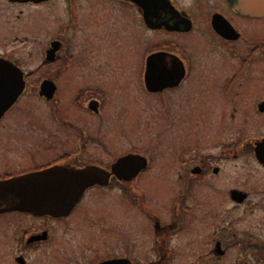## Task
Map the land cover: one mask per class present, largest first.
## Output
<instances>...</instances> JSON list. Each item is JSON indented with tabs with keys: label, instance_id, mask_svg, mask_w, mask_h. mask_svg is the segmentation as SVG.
I'll use <instances>...</instances> for the list:
<instances>
[{
	"label": "flooded vegetation",
	"instance_id": "af4514ba",
	"mask_svg": "<svg viewBox=\"0 0 264 264\" xmlns=\"http://www.w3.org/2000/svg\"><path fill=\"white\" fill-rule=\"evenodd\" d=\"M0 60L22 77L0 115V183L54 167L99 178L62 216L0 210V264H212L234 248L264 264V235L235 215L264 228V0H0ZM110 87L133 99L108 105ZM138 87L171 118L163 144L123 150Z\"/></svg>",
	"mask_w": 264,
	"mask_h": 264
},
{
	"label": "water",
	"instance_id": "95a60500",
	"mask_svg": "<svg viewBox=\"0 0 264 264\" xmlns=\"http://www.w3.org/2000/svg\"><path fill=\"white\" fill-rule=\"evenodd\" d=\"M149 64L147 60L146 65ZM21 90L20 71L11 63L0 60V115L14 102ZM255 156L264 165V139L257 144ZM98 179L91 169L54 167L4 181L0 183V193L7 203L0 202V210L62 216L71 210L83 191L97 183Z\"/></svg>",
	"mask_w": 264,
	"mask_h": 264
},
{
	"label": "rangeland",
	"instance_id": "374dc122",
	"mask_svg": "<svg viewBox=\"0 0 264 264\" xmlns=\"http://www.w3.org/2000/svg\"><path fill=\"white\" fill-rule=\"evenodd\" d=\"M142 39V38H141ZM27 49L29 47H26ZM130 54V52H127ZM93 58V57H92ZM140 58V57H139ZM124 61L121 60L120 56H100V57H94L93 63H99L106 65L107 68H109V71H111L112 66L115 65H122L127 66V64H130V59H126V57H123ZM197 61V59H196ZM34 63L33 60H29L28 64ZM194 64H198L195 61H193ZM141 64V62H140ZM200 64V62H199ZM190 80V79H189ZM137 94L135 96V101L138 99V107L134 109L131 112H129L127 109H125L124 113H130L127 119L122 118V125H123V131L124 132H132V131H138L134 134H131L129 137H118V146L126 150L131 146H136L142 149L148 148L150 144H155L156 141L159 140V144H163L165 132L164 127L166 125V122L168 123V117L171 118V116L168 115V105L165 101V98L161 99L162 106H158V101L155 99H148L147 96L143 93L140 87L137 88ZM133 95V90L131 88L123 89L122 91H118L115 87H110L108 92V105L111 104L110 102L113 101L116 103H123V102H130ZM181 97L187 95L189 98L195 99L197 97V89L194 85L188 84L187 88L182 91L180 94ZM134 97V96H133ZM173 101L179 97V94H173ZM149 98H151L149 96ZM133 99V98H132ZM145 99V100H144ZM146 99H148V102L146 104ZM176 101V100H175ZM179 101V100H178ZM126 105V104H124ZM146 105V107H145ZM133 109V108H131ZM111 114H114L110 112ZM160 113L162 115H160ZM108 127V128H113ZM156 138V141H155ZM177 141V140H175ZM154 142V143H153ZM158 144V142H157ZM188 144V143H187ZM163 150V148H159V151ZM190 150V149H189ZM158 154V153H157ZM156 154V155H157ZM165 155L161 154V160H164ZM237 174L241 172V170L236 171ZM114 207V205H113ZM244 209L240 208L236 212V216L239 217V219L236 221V224L238 228H241L246 233L251 234L253 241H260L264 235V228L258 227L259 219L261 217L260 212L254 211V212H247L246 215H244ZM258 246V245H257ZM258 248H252L250 251V254L247 255L246 261H237L236 258L239 256L240 251L237 248H234L230 250L227 257L220 262H214L212 264H261L259 263L255 258L257 255ZM187 253V257H181V262L176 264H192L193 261L192 256ZM244 257V255H241ZM245 257V258H246ZM1 259V257H0ZM1 263V262H0ZM174 264V263H173Z\"/></svg>",
	"mask_w": 264,
	"mask_h": 264
}]
</instances>
